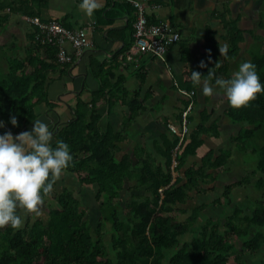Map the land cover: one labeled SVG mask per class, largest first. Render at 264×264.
Here are the masks:
<instances>
[{"label":"trees","instance_id":"obj_1","mask_svg":"<svg viewBox=\"0 0 264 264\" xmlns=\"http://www.w3.org/2000/svg\"><path fill=\"white\" fill-rule=\"evenodd\" d=\"M48 1L0 0V29L15 13L38 17L43 22L54 20L40 16ZM121 3L135 13L130 4ZM221 16L227 32L228 52L222 61H217L219 50L215 32L207 28L202 58L207 66L200 67L202 76L212 82L220 76H231L227 74L229 62L239 55V44L244 41V32L237 25L238 18L230 19L223 13ZM147 20L150 23L158 21L149 15ZM59 22L71 29L63 19ZM32 27L23 54L15 38L0 45V120L5 121V128L14 135L32 124L38 105L52 107L46 79L59 69L64 72L71 64L60 63L58 47L37 41V28ZM257 27L264 29V10L260 12ZM248 34L253 44L245 60L257 65L264 81V34L255 35L253 31ZM89 67L99 80V87L89 104L77 99L74 116L54 132L53 143L63 139L71 146L74 160L64 172L78 175L84 185L96 187L94 200L98 220L92 226L85 218L87 210L82 206V199L68 187L56 192L55 181L54 189L44 196V200L51 197L54 201L46 219L31 220L30 213L19 229L0 226V264H245V254L264 251V92L239 108L231 106L227 99L225 114L232 124L239 126L237 134L231 138V147L236 146L241 152L250 147L255 167L223 185L220 195L211 202L227 209L222 211L223 218L204 217L211 204L202 202L190 211L181 209L187 217L179 221L173 215L177 212L176 206L190 199L192 191L201 196L215 191L210 184L230 169L232 149L220 150L216 156L209 150L199 164L185 166L188 157L194 156L202 146L203 136L211 135V127L216 128L215 125L206 126L208 114L204 111L200 124L185 137L179 151L174 150L179 142L177 136L164 140L163 164L157 165L149 155L139 156L136 163L127 154L117 158L120 147L112 142L110 130L100 131L99 115L94 109L96 101L106 94L110 98L115 87H109V78H105L109 73L102 64L91 59ZM191 71L187 72L182 85L188 91L195 88ZM209 71L215 76H209ZM135 96L128 100L132 117L140 106ZM13 114L17 116V125L11 123ZM212 134L216 137L218 131ZM173 161L176 162L174 167ZM248 186H252L258 198L250 201V205L234 202V190ZM18 211L22 215L21 210ZM201 217L204 219L199 224ZM188 232L193 233L191 239L183 241ZM108 234L110 239L106 242Z\"/></svg>","mask_w":264,"mask_h":264},{"label":"crops","instance_id":"obj_2","mask_svg":"<svg viewBox=\"0 0 264 264\" xmlns=\"http://www.w3.org/2000/svg\"><path fill=\"white\" fill-rule=\"evenodd\" d=\"M151 1L156 8L149 9V16L169 22L179 32L180 40L169 48L165 61L141 55L138 65L127 60L125 56L126 47L133 43L132 25L135 14L134 10L124 6L121 0H100L101 7L91 16L80 8V0H49L47 5L42 7L41 18H54L59 21L63 19L64 24L71 29L88 27L91 24L92 45L77 56L73 54L71 46L65 44L72 55V63L64 72L59 69L48 75L46 90L52 107L38 105L35 108L36 119L46 121L54 133L72 119L78 98L88 104L92 101V94L99 87V80L94 77L89 67L92 59L108 71L109 74L105 78H109L110 88L115 87L110 98L106 94L104 98L96 101L94 109L99 115L97 126L100 131L110 130L112 142L120 147L117 158L127 154L136 163L139 156L142 158L149 155L157 165L163 164L161 150L164 149V140L172 139L175 135L168 126L173 125L180 129L182 112L190 100L193 104L187 116L189 132L200 124L203 112H207L206 126L215 125L216 128L211 127V135L203 136L202 146L194 156H189L186 160L185 166L188 167L194 163L199 164L194 162V158L200 155L205 146L208 148L201 152L199 162L209 150L214 151L216 156L220 150L231 148V138L239 130V126L232 124L225 114L226 95L222 92L214 95L203 94V81H210L209 79L202 76V83H195V88L190 90L194 92L191 98H187L182 92H190L182 87L189 70H198L202 74L200 62L206 48V29L215 32L214 39L219 50L217 61H222L224 55L220 52V47L228 43L221 14L230 19L238 18L237 25L244 32V41L239 44L241 48L247 43L248 32L253 31L244 27L246 18L250 12L252 16L260 17L262 9L256 7L258 0ZM27 18L28 16L15 13L11 14L8 20V24L17 26L18 33H23L20 40L17 35L10 34V39L15 38L21 54L33 31V27L26 21ZM241 62L238 59L231 60L227 74L231 75ZM134 95L140 106L132 117L128 100ZM33 124L34 121L24 130L31 129ZM214 130L218 131L216 137L212 134ZM0 132L8 131L3 127ZM216 140H220V143ZM63 175L72 174L63 172L59 179L62 180ZM35 213L36 211H33V215Z\"/></svg>","mask_w":264,"mask_h":264},{"label":"clouds","instance_id":"obj_3","mask_svg":"<svg viewBox=\"0 0 264 264\" xmlns=\"http://www.w3.org/2000/svg\"><path fill=\"white\" fill-rule=\"evenodd\" d=\"M80 8L89 16L101 7L100 0H80ZM225 55L228 45L220 47ZM206 67L205 61L200 62ZM209 76H215L209 71ZM202 74L191 71V79L201 84ZM205 95L223 93L231 106H247L258 93L264 92L257 65L251 60L242 61L230 77H217L214 82L203 81ZM13 125L18 124L16 115L10 116ZM5 121L0 120V128ZM54 133L48 123L42 119L34 120L31 129L13 134L0 132V226L10 225L19 229L25 212L38 211L44 203L45 194L54 189L55 181L74 160L70 144L57 139L53 143Z\"/></svg>","mask_w":264,"mask_h":264},{"label":"rangeland","instance_id":"obj_4","mask_svg":"<svg viewBox=\"0 0 264 264\" xmlns=\"http://www.w3.org/2000/svg\"><path fill=\"white\" fill-rule=\"evenodd\" d=\"M249 1H254V0H249ZM257 5L255 4L256 7H258L259 9L264 10V0H258ZM250 6V5H249ZM259 16L257 17L256 15H251V12L249 13L248 18H246V24L244 27H247L249 29H252L255 35H263L264 34V29H259L256 25V22L259 20ZM13 23H7L6 25H4V27H2V29H0V45H3L5 43H7L8 41H11L12 39L11 36L12 34L17 35V38H19L20 40V35H23L22 32L18 33L17 31V26H13ZM21 31L22 29L19 28ZM11 34V36H10ZM253 42V39L248 36L247 37V43L245 45L241 46V51L239 53V55L236 57V59L238 60H245L246 58H248V50L250 49V44ZM248 44V46H247ZM253 44V43H252ZM251 44V45H252ZM259 45V44H257ZM256 45V46H257ZM255 46V44L253 45ZM233 64V62H232ZM238 68V67H237ZM234 71V69H233ZM185 139V138H184ZM184 142V140H182V142L180 143L179 147L177 148V146L175 147V152L182 146V143ZM216 142L219 144L220 140H216ZM225 145V144H224ZM210 146H212L210 144ZM226 146V145H225ZM177 148V149H176ZM208 148L207 146L204 147L203 151H201L202 153L204 152V150ZM232 156L231 159L232 161L230 162L229 165V170H227L226 172H224L223 174H220L217 176V179L215 182H213L212 184H210L211 186L215 187V191H210L206 196H201V195H197L194 191L190 192V199H188L184 204H179L176 206L177 212L173 213V215L179 220V221H184L185 218L187 217L186 213H182L181 209L184 210H188L190 211L191 208H193L194 206H197L198 204L205 202L207 204H211V202L213 201V199H215L218 195H220L223 185L235 181L237 179H239L241 176H244L245 174H247L248 172H250L251 170L254 169L255 167V161H254V157L253 155L250 153V147H248L246 150H244V152L239 151L236 146H232ZM201 152L199 153L201 155ZM237 152V153H236ZM197 155V157L194 158V162L199 163V156ZM191 162V161H190ZM176 165V162L173 161L172 162V167H174ZM183 171V168L180 170V173ZM174 176H176V174L174 173ZM252 182H254V180H252ZM128 184L127 182H125V185ZM250 185V184H249ZM63 186L68 187L69 189L72 190V192H74V194L76 196H79L84 205H82L86 210V216L85 218L89 221V223L92 226H95L97 220H98V211H97V202L94 200V194L96 192V187L94 186H90V185H84L79 181V177L78 175H63V179H58L56 186H55V191H60L61 188ZM134 193V192H133ZM137 193H140L139 191ZM125 192L122 194L124 195ZM232 197H233V201L235 202H239L240 205H250V201H255L258 198V194L253 190L252 186H248L247 188H238L236 190H234V192L232 193ZM53 199L51 197H48L46 200H44V203L41 205V207L39 208L38 211H36L35 215H33V212H25L23 209H19L21 210V214L24 217V221L25 219H27V216L30 215V213L32 214L31 220L35 219L36 217H41L43 219L47 218V212L49 210V208L54 207L53 204ZM225 208L223 206H218V205H213L211 204L207 210H205V215H203L204 217L209 215L210 217H212L213 219H217V218H223L224 213H222V211H224ZM227 210V209H226ZM225 210V211H226ZM204 217H201L200 220L198 221L199 224H201L203 222ZM193 233H187L185 234V236L182 238L183 241H189L192 237ZM110 239V235H106L105 236V241L107 242ZM181 240V242H182ZM237 244H239V242H237ZM244 259L246 260L245 264H264V251H258V253L255 254H245L244 255Z\"/></svg>","mask_w":264,"mask_h":264},{"label":"built area","instance_id":"obj_5","mask_svg":"<svg viewBox=\"0 0 264 264\" xmlns=\"http://www.w3.org/2000/svg\"><path fill=\"white\" fill-rule=\"evenodd\" d=\"M130 4L135 9V19L133 28V43L126 50L125 56L130 62L134 61L138 65V58L141 55L165 61V56L171 46L180 40L179 32L167 21L158 20L150 23L147 20L149 9L156 8L151 0H121ZM26 21L37 28L35 38L41 44H51L58 47L57 59L60 63H72V55L66 49L65 44H69L73 54L80 56L85 49L92 45L91 27L67 29L58 20L41 21L38 17L27 18ZM187 98L194 95L193 91H182ZM190 100L186 109L182 112V122L180 129L169 125V130L179 137L178 146L185 136L188 135L187 116L192 109ZM176 148V149H177Z\"/></svg>","mask_w":264,"mask_h":264}]
</instances>
